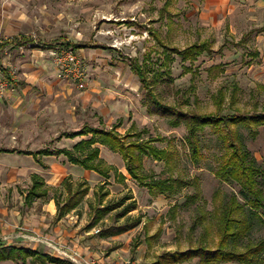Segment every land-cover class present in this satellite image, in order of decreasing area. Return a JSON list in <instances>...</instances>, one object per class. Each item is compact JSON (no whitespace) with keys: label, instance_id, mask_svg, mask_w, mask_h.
I'll list each match as a JSON object with an SVG mask.
<instances>
[{"label":"rangeland","instance_id":"374dc122","mask_svg":"<svg viewBox=\"0 0 264 264\" xmlns=\"http://www.w3.org/2000/svg\"><path fill=\"white\" fill-rule=\"evenodd\" d=\"M211 2L215 5L207 0H0V63L9 72L6 76L0 70V146L20 151L48 148L52 153L40 155L41 163L32 155L17 152L0 156V194L10 209L17 211L18 206L22 218L6 240L46 246L42 251L60 257L64 256L61 249H70L69 254L77 259L75 264H105L108 260L115 263L114 259L118 264H165L160 257L167 251L186 250L201 240L211 246L216 244L214 208L232 193L244 202L240 184L217 173L223 155L230 150L223 141L225 128L206 126L198 133L201 155L195 160L186 123L173 126L156 107L144 105V90L132 69L134 59L140 64L148 61L147 75L155 80L160 100L188 112H215L221 116L263 112L264 12L249 11L243 2L235 3L228 14L224 11L228 6L225 0ZM209 7H216L218 13L205 15ZM154 32L170 47L183 49L194 42L210 40L211 50L194 61L172 54L166 67L162 65L163 47ZM22 35L26 38L19 41ZM15 36L19 38L6 41ZM67 42L80 47L73 49ZM217 64L223 70L217 68L209 75V68ZM165 68L173 80L165 81V75L153 76ZM220 90L225 94L221 107L216 99ZM99 116L107 127L118 124L121 134L134 126L133 131L141 132L143 138H159L154 143L172 155L162 160L145 156L144 170L158 177H198L200 199L184 203L195 192L193 184L169 197L150 193L128 174L120 152L106 145L97 144L101 157L124 173L125 179L116 177L114 171L106 179L60 154L59 148H72L90 136L70 138L64 132L77 131L85 125L100 126ZM232 128L240 132L246 149L264 169V125L258 128L256 137L245 127ZM33 172H39L55 187L69 174L74 180L89 182L88 195L63 218L62 229L73 235L69 238L72 244L79 235L86 236L82 240L90 238L95 245L94 257L81 256L72 247L31 228L27 213L49 212L42 209L54 191L34 205V211L24 205V192ZM259 179L264 195V178ZM125 196H131L126 204L136 201L135 209L120 216L124 206L117 207L91 225L97 208ZM201 208L207 220L196 225ZM246 209L253 227L244 243L264 237V206L251 210L247 204ZM139 217L140 223L130 230L117 236L102 235L127 218ZM49 220L53 227L60 224L56 216ZM137 241L141 243L135 248ZM117 248L119 252L109 259ZM27 260L28 264H36ZM170 264H199V259Z\"/></svg>","mask_w":264,"mask_h":264},{"label":"trees","instance_id":"16d2710c","mask_svg":"<svg viewBox=\"0 0 264 264\" xmlns=\"http://www.w3.org/2000/svg\"><path fill=\"white\" fill-rule=\"evenodd\" d=\"M155 35L158 38V42L160 41L159 44L163 47L162 65L166 67H168L169 62L173 59L172 54L182 55L184 60L189 57L194 61L200 54L211 50V43L207 40L194 42L180 49L179 47L168 46L163 42L158 33H155ZM18 38L16 36L12 39H6V41L17 40ZM24 38L26 36L22 35L19 41ZM67 44L72 46L73 49L80 47L79 44L71 42H67ZM254 55L258 56L259 53L255 52ZM133 63L132 69L137 74L144 90V105L149 109L156 107L162 115L169 117V122L173 126H178L183 122L186 123L188 128L187 139L191 148V154L195 160H198L201 155L198 133L206 126L214 128L224 126L223 141L227 143L230 150L223 155V160L220 163L221 165L217 173L228 180L238 182L241 188V197L244 199L243 202L236 193H232L227 201H222L214 208L213 213L217 222V241L214 246L208 245L201 240L197 245H191L186 250L167 251L160 258L165 260V264L182 263L195 257L199 259V264L229 261L238 262L239 264H264V237L257 241L243 242L253 227L250 214L246 209L247 204L250 205L251 210L252 208L264 206L263 189L259 179V177L264 178V169L258 164L256 158L252 157L250 151L246 149L239 137L240 132L232 128V126L245 127L249 130L250 135L256 137L259 133L258 128L264 125V111L254 113L238 112L221 116L215 112H188L176 106L165 104L160 100L156 92L154 86L155 80L150 79L147 75L149 71L148 61L140 64L138 59H134ZM217 68H222L223 70V67L219 64L211 66L208 70L209 75L214 74ZM0 69L6 76L9 75L7 68L1 63ZM189 69L192 70V67ZM163 75L166 77L165 81L173 80L169 76L171 74L167 68L163 70L159 69L153 76L160 77ZM216 96L217 103L221 107L225 94L220 90ZM102 119L99 116L102 124L100 126L85 125L77 131L64 132V135L70 138L75 136H90L81 139L72 148H59L60 154H63L72 164L79 165L87 170H93L106 179L111 177V171H114L116 177L125 179L124 173L116 166L107 164L101 157V150L97 144L106 145L110 149L120 152L128 174L141 187L147 188L150 193L155 195L163 194L169 197L175 195L189 184H193L195 192L189 195L184 203H194L200 199L201 192L198 177H194L193 179H187L181 176L175 177L173 175L158 177L154 173H147L144 170L145 156L162 160L172 155L170 150L154 143L159 138H143L141 137V132L133 131L134 126L128 128L124 134H121L118 130V124L107 127L104 125ZM13 151L15 149H0V152ZM23 153L33 154L38 159L40 155L52 154L48 148H42L35 152L23 151ZM52 189L54 190L52 198L55 200L57 206L56 217L57 219H61L78 208L88 195L90 186L86 179L74 180L69 174L63 179L61 186L51 187L46 184L41 175L34 173L32 174V185L26 190L24 200L26 203H31L35 198L48 197ZM130 198L131 196H125L119 199L118 202L97 208L91 225L94 226L106 213L120 206H124L120 216H125L128 211L135 209L137 205L135 200L126 204ZM90 207H93V205L90 204ZM206 220L207 213L201 208L196 219V225L203 224ZM140 221V217L136 219L127 218L123 224L104 230L102 235L110 236L123 233L135 227ZM158 234L159 232L156 235ZM140 243V241H137L134 247L136 248ZM27 257H32L41 263L49 261L58 264H74L62 257L39 252L37 249L18 247L15 245L0 248V260L18 259L26 261Z\"/></svg>","mask_w":264,"mask_h":264},{"label":"crops","instance_id":"0c3cea01","mask_svg":"<svg viewBox=\"0 0 264 264\" xmlns=\"http://www.w3.org/2000/svg\"><path fill=\"white\" fill-rule=\"evenodd\" d=\"M207 1H208V3H213V2H211L213 0H207ZM219 1H224V0H219ZM225 1H226L228 6H227V8L224 11H225V13H228V14L231 13V11H232L231 8L233 7V5L235 3H237L239 5V4H242L243 2L245 4H242V5H248L249 6V8H248L249 11H256V12H259V13H263L264 12V0H225ZM213 5H215V3H213ZM215 8H210L209 7V10H205V15H210L211 16V15L217 14L218 10L215 9ZM252 14H254V13H252ZM253 22H251V23H253ZM258 25H259V23L255 24V26H258ZM203 41H205V40H203ZM207 41H210V40H207ZM1 148H9V147H1L0 146V149ZM9 149H15V148H9ZM23 151H31V150H21L20 151V150L15 149V151H13V152H0V156L3 155V154H11V153L17 152V153H22V154H25V155H32L33 158L36 161L41 163V161H42L41 158H39L40 159L39 160L33 154L23 153ZM33 152H35V151H33ZM43 156H50V155H43ZM34 173L41 175L39 172H33L32 174H34ZM32 174H31V184H30V186L32 185ZM41 176L44 178L46 184L48 186H50L48 184V181L45 179V177L43 175H41ZM61 184H62V182H61ZM51 187H55V186H51ZM56 187H59V186H56ZM25 194H26V192H24V196H25ZM43 198H47V197H43ZM43 198H35V199L32 200L31 203H26L25 200H24V197H23V200H24L23 204L26 205L29 208H32L33 211H34L35 210L34 208H37V206H34V205H36L37 203L42 201ZM42 210L43 211L47 210L49 212H46V213L42 212L41 214H39L38 211H34V213H32V211H31V215H30V213H27L28 217L26 219L29 220L30 226H32L31 228H33L35 231H37V232H39L41 234L47 235L48 237H50L53 240L60 241V242L64 243L65 246L72 247L81 256L82 255H86V256L94 257L96 255V250L94 249L95 245L93 244L92 240H89L90 238L82 240V237L86 238V236H83V235L80 236L79 235L75 239H72V240H74L73 244L69 243V241H70L69 238H70V236H73V235L69 233L68 229H66V228L62 229V221H63V218L66 215L63 218L59 219V223L60 224H58L56 227L51 226L52 224H51V221L49 219H51L54 216H57L56 215L57 214V206H56L55 200L52 197L49 199L48 202L44 203ZM48 213H49V218H47ZM46 218H47V220H46ZM21 220H22V218H21V215L19 213L18 206H17V211H15V208L10 209L6 205L5 200L2 198V196L0 194V248L5 247V246H10V245H15V246H18V247H26V248L37 249V250H39V252L51 254V252L49 253L47 250H43L42 251V249L44 247H46V246H44L42 248L41 246H38V245L37 246H28V245H22V244H18V243L16 244V243H13L12 240H6L5 239L7 237V235H10V233L12 232V227L14 225L19 224L21 222ZM49 227H50V229H48ZM52 227H53V229H52ZM55 228H57L56 232H55ZM117 235H119V234L110 235V236H117ZM75 241H77V242H75ZM118 250H119V248L111 251V254L108 256L109 259H113V257H115V255L119 252ZM29 258L32 259L34 262H36V264L51 263L49 261H47L45 263H41L40 261L35 260L32 257H27V259H29ZM27 259H26V261L18 260V259L16 261H19L20 264H24V263L28 264V263H30V260H27ZM11 261L15 262V260L5 259V260H0V263H7V262H11ZM113 261L115 263H111L108 260V262L106 261L105 264H116V263H118V261L115 260V259Z\"/></svg>","mask_w":264,"mask_h":264},{"label":"built area","instance_id":"2783aa9c","mask_svg":"<svg viewBox=\"0 0 264 264\" xmlns=\"http://www.w3.org/2000/svg\"><path fill=\"white\" fill-rule=\"evenodd\" d=\"M69 250H70V249H61L60 253L64 255V256H62V258L64 257V259H66L65 257H68V258H70L71 260H69V259H67V260H69V261H71V262L74 263V262L77 261V259L74 258V256H71V255L69 254ZM58 257H60V256H58ZM74 264H75V263H74ZM116 264H118V263H116ZM120 264H136V262H130V261H128L127 263H120Z\"/></svg>","mask_w":264,"mask_h":264}]
</instances>
